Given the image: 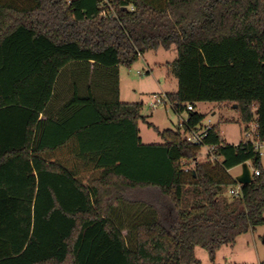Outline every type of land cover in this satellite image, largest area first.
<instances>
[{"label":"trees","instance_id":"obj_1","mask_svg":"<svg viewBox=\"0 0 264 264\" xmlns=\"http://www.w3.org/2000/svg\"><path fill=\"white\" fill-rule=\"evenodd\" d=\"M173 46L175 110L196 126L199 103L230 105L264 140V0H0V264H199L198 246L215 262L264 224L252 143L220 121V163L179 128L143 143V101L120 100V67ZM245 162L260 175L227 195Z\"/></svg>","mask_w":264,"mask_h":264},{"label":"rangeland","instance_id":"obj_2","mask_svg":"<svg viewBox=\"0 0 264 264\" xmlns=\"http://www.w3.org/2000/svg\"><path fill=\"white\" fill-rule=\"evenodd\" d=\"M176 57L175 46L171 49H150L130 67H120L118 84L120 99L125 102L143 101L142 115L145 119L140 121V128L144 142H162L158 132L149 124H154L160 129L178 128L177 114L170 107L153 109L148 106L154 92H170L178 88V80L169 64ZM68 70L69 68L65 70L67 74ZM64 83H68L65 76L61 77L58 86L62 98H65L69 91ZM196 110L207 115L215 112L213 120L220 121L221 135L228 143L237 144L242 140L243 127L238 121L237 112L230 105L203 102L197 105ZM249 165L253 169L252 164ZM262 166L264 168V155H262ZM229 171L233 177H237L242 171V166L237 165ZM227 195L230 194L227 192ZM230 248L231 246L223 245L216 253L215 262L211 260L208 251L200 246L196 247L195 254L200 260L199 264H231L233 259ZM235 253L240 259L245 258L244 263L240 264H264V224L238 240Z\"/></svg>","mask_w":264,"mask_h":264},{"label":"built area","instance_id":"obj_3","mask_svg":"<svg viewBox=\"0 0 264 264\" xmlns=\"http://www.w3.org/2000/svg\"><path fill=\"white\" fill-rule=\"evenodd\" d=\"M148 106L153 109L166 108L167 106L170 107L177 114L178 128L180 129L183 138L187 142L200 147L202 159L211 162H221L220 154L217 151L218 145L207 142V139L213 130L214 124L216 123V121L213 120L214 115L209 114L202 123L192 126L188 122L189 112L195 111V106L193 104H188L183 112H177L174 108V103L170 100L169 96L165 92H154L152 94L151 100L148 102ZM242 133V141L252 143L256 151L262 157V155H264V140L260 139L259 137V133L257 132V124L255 122L251 123L248 128H244L242 130ZM247 163L249 164L250 162ZM190 168L191 166H187L186 170ZM251 171L253 176L260 175L259 169H251ZM242 186L243 184L236 180L235 185L228 189V194L237 197L241 196Z\"/></svg>","mask_w":264,"mask_h":264},{"label":"crops","instance_id":"obj_4","mask_svg":"<svg viewBox=\"0 0 264 264\" xmlns=\"http://www.w3.org/2000/svg\"><path fill=\"white\" fill-rule=\"evenodd\" d=\"M93 69H94V62L92 61L91 62V72L93 73ZM66 81H68V80H66ZM69 84H70V81L66 84V83H64V86L66 87V88H68L69 87ZM178 89V88H177ZM176 89V90H177ZM176 90H174V91H176ZM174 91H170V92H174ZM68 92V95L70 94L69 93V91H67ZM165 92V91H164ZM165 93H169L168 91H166ZM67 95V96H68ZM66 96V97H67ZM119 98H120V90H119ZM121 100V99H120ZM212 115H215V112H213L212 113ZM42 117H44V115H42ZM140 136H141V139H142V142L143 143H152V142H144V140H143V138H142V135H141V128H140ZM135 199H142V195L140 196V195H136L135 196ZM125 217V216H124ZM257 228V227H256ZM255 228V229H256ZM255 229H252V230H250V231H253V230H255ZM249 231V232H250ZM249 232H247V233H245V234H243V235H241V236H239L238 238H237V240H236V242H235V244H233V245H228V246H231V248L230 249H232V250H230L231 251V257H232V259H233V262L231 263V264H240V263H244V260H245V258H242V259H240L239 258V256H237V254L235 253V250H236V246H237V242H238V240H240L241 238H243L244 236H246ZM122 233L124 234V235H126L127 234V230L126 229H123L122 230ZM227 246V245H226Z\"/></svg>","mask_w":264,"mask_h":264},{"label":"water","instance_id":"obj_5","mask_svg":"<svg viewBox=\"0 0 264 264\" xmlns=\"http://www.w3.org/2000/svg\"><path fill=\"white\" fill-rule=\"evenodd\" d=\"M237 106V105H235ZM241 173L236 177V180L241 184H249L253 180L251 168L247 162L243 163Z\"/></svg>","mask_w":264,"mask_h":264}]
</instances>
